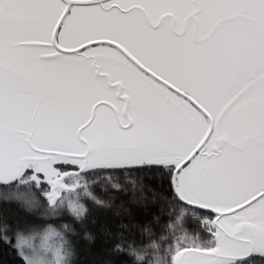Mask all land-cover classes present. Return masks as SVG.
I'll list each match as a JSON object with an SVG mask.
<instances>
[{"label": "snow or ice", "instance_id": "obj_1", "mask_svg": "<svg viewBox=\"0 0 264 264\" xmlns=\"http://www.w3.org/2000/svg\"><path fill=\"white\" fill-rule=\"evenodd\" d=\"M0 264H264V0H0Z\"/></svg>", "mask_w": 264, "mask_h": 264}]
</instances>
